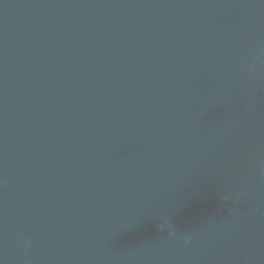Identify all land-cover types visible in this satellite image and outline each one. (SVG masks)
Wrapping results in <instances>:
<instances>
[{
  "label": "water",
  "instance_id": "water-1",
  "mask_svg": "<svg viewBox=\"0 0 264 264\" xmlns=\"http://www.w3.org/2000/svg\"><path fill=\"white\" fill-rule=\"evenodd\" d=\"M262 169L264 0H0V264H264Z\"/></svg>",
  "mask_w": 264,
  "mask_h": 264
},
{
  "label": "clouds",
  "instance_id": "clouds-1",
  "mask_svg": "<svg viewBox=\"0 0 264 264\" xmlns=\"http://www.w3.org/2000/svg\"><path fill=\"white\" fill-rule=\"evenodd\" d=\"M253 66H250V70H251V68H252ZM262 172H264V169H262L261 170ZM167 222H165V224H166ZM164 226L165 225H161L160 226V231H163L164 230ZM169 236L170 237H175V232L174 231H169ZM184 245L187 247V246H190L191 245V243H192V241H191V238H189V237H185L184 238ZM24 246H25V248H28V247H30V241H25L24 242Z\"/></svg>",
  "mask_w": 264,
  "mask_h": 264
}]
</instances>
